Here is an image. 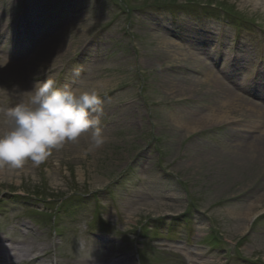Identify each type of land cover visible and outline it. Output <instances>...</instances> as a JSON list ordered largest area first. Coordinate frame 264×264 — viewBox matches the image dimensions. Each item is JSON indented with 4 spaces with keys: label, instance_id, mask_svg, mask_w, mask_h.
<instances>
[{
    "label": "rangeland",
    "instance_id": "rangeland-1",
    "mask_svg": "<svg viewBox=\"0 0 264 264\" xmlns=\"http://www.w3.org/2000/svg\"><path fill=\"white\" fill-rule=\"evenodd\" d=\"M207 4L242 22L206 17ZM61 36L64 54L48 55ZM195 59L264 108V0H0V135L7 110L50 79L96 88L108 137L87 155L91 132L39 165H0V237L27 244L7 247L49 253L44 264L113 251L133 264H264V117L224 112L228 93L204 87Z\"/></svg>",
    "mask_w": 264,
    "mask_h": 264
},
{
    "label": "clouds",
    "instance_id": "clouds-1",
    "mask_svg": "<svg viewBox=\"0 0 264 264\" xmlns=\"http://www.w3.org/2000/svg\"><path fill=\"white\" fill-rule=\"evenodd\" d=\"M26 94L30 96L28 103L17 104L6 112L10 130L0 135V165L20 168L27 160L39 165L52 149L68 141L77 142L89 132L91 144L85 155L107 142L100 127L103 108L96 88L83 92L67 86L58 89L49 79L36 83Z\"/></svg>",
    "mask_w": 264,
    "mask_h": 264
},
{
    "label": "bare ground",
    "instance_id": "bare-ground-1",
    "mask_svg": "<svg viewBox=\"0 0 264 264\" xmlns=\"http://www.w3.org/2000/svg\"><path fill=\"white\" fill-rule=\"evenodd\" d=\"M57 41V42H56ZM55 42V44H53ZM68 43H70V40L67 39L66 36H61L57 39H55L51 44H49L48 48V55L50 56H62L64 54L65 51V47L66 44L68 45ZM195 61L200 65V67L206 69L207 71H209V78L208 80H206L204 83V87H209V89H214L215 91H220V92H224L225 94L228 93L227 95H229L228 97V101L223 105V111L226 113H231L235 110L240 111V112H244L246 115V119H258V118H263L264 117V108L261 106H257L258 104H253V103H247L244 99L238 97L237 95H235L234 93H232V91H230V89L227 88V86H225L223 81H220L219 77L210 70V68H207L202 62H200L198 59H195ZM248 63V62H247ZM239 64V63H238ZM237 64V65H238ZM179 69H183V68H179ZM239 70V69H238ZM237 70V71H238ZM170 70H168L167 72H169ZM237 71H235L237 73ZM182 73V72H180ZM183 75V74H182ZM170 79V81L166 82V85H168V87L170 85H173L175 80H177L176 77H171L168 78ZM179 79V78H178ZM180 80H183L185 83H189V84H195V83H199L200 81H198L195 78H180ZM243 87L245 89H247V87H249V85L247 84V82L242 84ZM261 90H264V83H262V86L260 87ZM239 113V112H238ZM227 117V116H226ZM208 120V119H207ZM204 121L205 123H207L208 121ZM210 120V119H209ZM242 121L237 120V119H233V120H229L226 123L228 124V127H236L238 125L241 124ZM259 136H263L262 134ZM240 139V138H239ZM241 140V139H240ZM242 142V141H240ZM245 147V146H243ZM249 148V147H248ZM261 156H257L258 160H264V150L262 151V153L260 154ZM257 160V159H256ZM252 213H249L247 215V218L251 215ZM8 240V242L12 245H14L15 247L17 246H27L26 243H24L26 241V237L19 241V240H14V239H8V238H3L0 237V264H10V262L12 260H17L18 262H22V261H32L36 264H44V260L48 259L49 257V253H44L43 255H36L35 257L31 258V251H24V253H21L22 250L20 248H10L7 247L6 245V241ZM39 243H35V245L37 247H39L38 245ZM11 252H15L18 254H9ZM115 253V251L112 252V254ZM187 253L190 255V249L187 250ZM109 255L106 254L105 257H103L99 262L98 261H83V264H133V260L132 258L128 255L126 258L122 257L120 258L118 261H114L110 259V257L112 258V256L114 257V255ZM192 255V254H191ZM197 256V254H196ZM58 264V262H57ZM204 264V262L202 263Z\"/></svg>",
    "mask_w": 264,
    "mask_h": 264
}]
</instances>
